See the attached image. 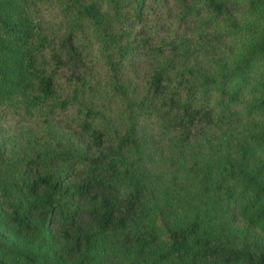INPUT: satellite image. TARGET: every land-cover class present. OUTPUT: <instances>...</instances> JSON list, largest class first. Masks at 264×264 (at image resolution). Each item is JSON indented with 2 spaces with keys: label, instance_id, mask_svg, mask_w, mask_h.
I'll use <instances>...</instances> for the list:
<instances>
[{
  "label": "trees",
  "instance_id": "obj_1",
  "mask_svg": "<svg viewBox=\"0 0 264 264\" xmlns=\"http://www.w3.org/2000/svg\"><path fill=\"white\" fill-rule=\"evenodd\" d=\"M0 121V264H264V0H0Z\"/></svg>",
  "mask_w": 264,
  "mask_h": 264
},
{
  "label": "rangeland",
  "instance_id": "obj_2",
  "mask_svg": "<svg viewBox=\"0 0 264 264\" xmlns=\"http://www.w3.org/2000/svg\"><path fill=\"white\" fill-rule=\"evenodd\" d=\"M35 130H36L35 127L31 126L29 123L23 125V124H16L10 121L8 122L0 121V135H4L6 137V141L13 143L15 147L21 146L22 144L21 137L24 133H32ZM219 209L223 210L222 206H220ZM233 221L234 220L230 222V226L233 227L232 229H235Z\"/></svg>",
  "mask_w": 264,
  "mask_h": 264
}]
</instances>
